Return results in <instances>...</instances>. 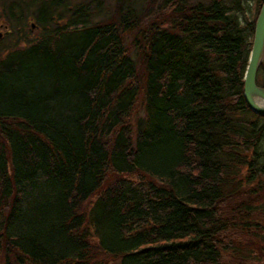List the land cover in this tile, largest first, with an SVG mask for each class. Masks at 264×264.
<instances>
[{"label": "trees", "instance_id": "obj_1", "mask_svg": "<svg viewBox=\"0 0 264 264\" xmlns=\"http://www.w3.org/2000/svg\"><path fill=\"white\" fill-rule=\"evenodd\" d=\"M246 1L0 0V264H264Z\"/></svg>", "mask_w": 264, "mask_h": 264}, {"label": "water", "instance_id": "obj_2", "mask_svg": "<svg viewBox=\"0 0 264 264\" xmlns=\"http://www.w3.org/2000/svg\"><path fill=\"white\" fill-rule=\"evenodd\" d=\"M264 59V0L257 15L255 33L244 76V95L250 108L264 115V86L257 83L258 69Z\"/></svg>", "mask_w": 264, "mask_h": 264}, {"label": "rangeland", "instance_id": "obj_3", "mask_svg": "<svg viewBox=\"0 0 264 264\" xmlns=\"http://www.w3.org/2000/svg\"><path fill=\"white\" fill-rule=\"evenodd\" d=\"M256 4H257V2H254L253 0H247L246 2H244V5L246 6V11H245V13L244 12L241 13V17H242V20L244 22H246V20L254 19L256 17V14L258 11V7L256 6ZM5 26L6 25H3V24H2V26H0V39H3L5 37H9L7 35V28H6L7 26L6 27ZM28 28H29V30L30 29L32 30V32H31L32 35H34L36 33L35 21L33 19H30L29 21H27V25L25 26L26 31H28ZM16 35L24 37V31L22 30L20 35L15 34V36ZM29 36L31 37L29 39L34 38V36H31V35H29ZM3 40H6V38ZM14 40H15V38H14ZM260 76L264 77V74H261ZM262 82H264V79L262 80Z\"/></svg>", "mask_w": 264, "mask_h": 264}]
</instances>
